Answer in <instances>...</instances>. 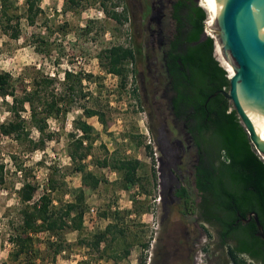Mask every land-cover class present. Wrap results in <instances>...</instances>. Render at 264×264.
Wrapping results in <instances>:
<instances>
[{
  "label": "rangeland",
  "instance_id": "374dc122",
  "mask_svg": "<svg viewBox=\"0 0 264 264\" xmlns=\"http://www.w3.org/2000/svg\"><path fill=\"white\" fill-rule=\"evenodd\" d=\"M65 1L41 0V13L34 25L27 20L25 0H8L5 16V7L0 1V73L9 72L17 78L37 69L58 78V88L63 89L65 72L71 71L81 74L83 88L88 93L87 99L77 101L66 120H49L55 138L44 151L30 153L26 145L0 133V161L7 166L8 178L6 186L0 187V264H113V260L100 259L97 250L83 247L78 242L90 241L97 231L104 230L113 222L115 212L121 214V226L127 232L128 241L134 244L131 255L119 260V264H172L169 263L172 261L169 254L173 236L181 224L193 223V218L184 215L181 201L174 197L175 188L180 183L168 175L170 160L157 147L155 139L154 146L149 145L152 139L148 135L146 117L137 103L133 64L126 66L124 86L121 78L109 74L100 60L103 51L114 45L132 46L128 17L117 23L105 15L95 0H82L79 9L65 11ZM192 1L205 9L201 0ZM124 7V0H112L108 4L110 12L125 14ZM9 16L13 18L10 23ZM17 17L20 18V38L14 40L9 35L13 32L10 26L17 24ZM209 17L207 26L212 25V17ZM86 26L91 27L89 34L84 32ZM206 32L211 34L209 30ZM36 46L43 51H38ZM216 49L215 56L220 61L217 60L227 67L220 44ZM83 106L104 111L108 122L105 131L97 117L88 119L98 135H94L91 156L86 164L90 171L103 179V183L95 191L86 189V214L90 208H95L96 214L85 215L82 234L69 231L61 238L48 232L36 235L35 253L12 261L10 253L14 247L8 240L21 222L18 190L22 186L23 173H18L19 166L28 168L31 172L29 179L40 187L35 200L43 194L53 171L55 179L60 181L58 191L52 195L55 206L73 201L75 193L82 188L81 175L71 171L68 144L70 134L78 132L73 122L83 116ZM10 117L0 98V125ZM32 137L38 140L40 135L34 130ZM113 154L137 159L144 164L139 173L144 178L141 182L144 189L135 186L124 191L120 187L121 178L113 170L98 166V160L111 158ZM124 243L119 239L109 250V255H122ZM145 244L149 247L145 248ZM60 245L65 251L55 255V249ZM200 245L205 248L199 251L201 263L220 261V264H231L227 250L216 247L212 238L204 236ZM104 247L103 244L101 248Z\"/></svg>",
  "mask_w": 264,
  "mask_h": 264
},
{
  "label": "trees",
  "instance_id": "16d2710c",
  "mask_svg": "<svg viewBox=\"0 0 264 264\" xmlns=\"http://www.w3.org/2000/svg\"><path fill=\"white\" fill-rule=\"evenodd\" d=\"M0 1L5 7L3 14L5 16L8 0ZM111 1L95 0L108 18L122 23L126 20V14L110 12L108 4ZM201 1L212 17L206 0ZM40 2L41 0H25L26 16L30 25L35 24L41 13ZM184 3L186 5V2ZM81 6L82 0H66L64 4L65 11H75ZM187 8L189 32L186 42L189 44V52L184 62L188 65L185 67L190 72L189 80L194 89L195 104L199 111L197 119L201 122L205 120L206 145L213 153L210 167L202 172L195 188L212 203V218L206 221L217 228L222 247L227 250L231 264H264V240L258 236L254 218V215L258 216L264 229V159L252 145L230 101L222 94L211 97L217 92L229 90V74L223 67L225 65L220 64L219 57L217 56L218 61L215 56V53H218L216 47L219 40L206 35L208 30L206 22L209 17L207 11L197 7L192 0ZM12 19L9 16L8 23L12 22ZM19 19L17 17L15 26H10L13 32H7L14 40L20 38ZM84 32L89 34L91 27L86 26ZM36 49L43 51L37 46ZM100 60L106 71L120 77L122 85L125 86L126 66L128 63L133 64L135 60L133 47L114 45L103 51ZM58 83V78L37 69L33 73L17 78L9 72H1L0 98L11 116L0 125L1 135L26 145L30 153L44 151L47 144L55 138L49 120L58 122L66 120L77 101L88 98V93L83 88L81 74L66 71L62 82L64 88H58ZM82 109L83 116L73 122L78 132L70 134L71 140L68 144V155L72 161L71 171L80 174L82 180V188L75 193L73 201L55 206L52 195L58 191L60 181L55 179L54 171L47 180L43 194L35 200L40 187L29 179L31 174L28 172L29 169L19 166L18 173H23L22 186L18 190L21 222L8 240L14 247L10 253L12 261H18L22 256L33 255L35 236L40 233L48 232L61 238L65 232L82 234L84 231V219L88 209L86 189L95 191L103 183V179L90 171L86 164L91 156L94 135H98L88 119L97 117L105 131L108 130V122L104 111L87 106H83ZM34 130L40 135L38 140L32 137ZM97 164L99 167L113 170L121 178L122 190L130 191L135 186L144 189V185L141 184L144 178L139 174L144 164L140 160L113 154L111 158L98 160ZM6 167V164L0 161V187L7 184ZM191 186L189 183V187ZM178 187L175 195L180 199L183 209L192 208L195 198L181 183ZM136 210L138 211V207ZM120 215L119 212H115L112 216L113 222L104 230L97 231L90 241L82 240L78 244L97 250L100 259L113 260V264H119V260L127 259L134 244L127 239V232L121 226ZM250 215H253L252 219ZM204 228L212 238L213 229L205 225ZM119 239L125 242L123 254L109 255V250ZM103 244L105 247L102 249ZM144 247L148 248L149 245L145 244ZM63 251L65 250L60 245L55 249V255Z\"/></svg>",
  "mask_w": 264,
  "mask_h": 264
},
{
  "label": "flooded vegetation",
  "instance_id": "af4514ba",
  "mask_svg": "<svg viewBox=\"0 0 264 264\" xmlns=\"http://www.w3.org/2000/svg\"><path fill=\"white\" fill-rule=\"evenodd\" d=\"M124 4L135 52L132 68L135 92L152 139L149 145L154 146L155 139L157 147L170 160L168 175L187 187L195 198L192 208L183 212L193 218V223L181 224L177 229L169 254L173 262L169 263L203 264L199 251L205 248L200 244L204 236L210 238L204 225L213 229L216 247L222 248V241L217 228L206 221L212 218V203L195 188L202 172L210 167L213 153L206 145L205 120L197 119L194 89L184 62L189 52L187 7L191 0H124ZM222 58L225 59L224 53ZM178 188L174 197L180 201L175 195Z\"/></svg>",
  "mask_w": 264,
  "mask_h": 264
},
{
  "label": "water",
  "instance_id": "95a60500",
  "mask_svg": "<svg viewBox=\"0 0 264 264\" xmlns=\"http://www.w3.org/2000/svg\"><path fill=\"white\" fill-rule=\"evenodd\" d=\"M214 3L219 12L215 22L208 26L211 34L206 33L219 39L233 76L229 74L228 91L211 97L222 94L230 101L252 145L264 159V0H214ZM249 217L252 219L253 215ZM254 218L258 236L264 240L260 220L257 215Z\"/></svg>",
  "mask_w": 264,
  "mask_h": 264
},
{
  "label": "bare ground",
  "instance_id": "6f19581e",
  "mask_svg": "<svg viewBox=\"0 0 264 264\" xmlns=\"http://www.w3.org/2000/svg\"><path fill=\"white\" fill-rule=\"evenodd\" d=\"M204 1V0H203ZM206 4L208 5V7H209V9H210V11L212 12V24L214 23L213 21H215V19H216V16L218 15V7L215 5V3H214V0H206ZM217 38V37H216ZM218 39V38H217ZM219 40V39H218ZM219 44H220V47H221V49H222V46H221V43H220V41H219ZM223 51V50H222ZM224 53V52H223ZM225 57V56H224ZM226 59V58H225ZM225 62H226V65H227V67L226 66H223L222 64V66L224 67V68H226L227 70H228V74H230V77L231 76H233V68H232V66L229 64V62L227 61V60H225ZM221 63V62H220ZM229 70H230V72H229ZM259 134V133H258ZM263 139V138H262Z\"/></svg>",
  "mask_w": 264,
  "mask_h": 264
},
{
  "label": "built area",
  "instance_id": "2783aa9c",
  "mask_svg": "<svg viewBox=\"0 0 264 264\" xmlns=\"http://www.w3.org/2000/svg\"><path fill=\"white\" fill-rule=\"evenodd\" d=\"M96 214V209L95 208H90L89 212L86 214L87 216H94Z\"/></svg>",
  "mask_w": 264,
  "mask_h": 264
}]
</instances>
